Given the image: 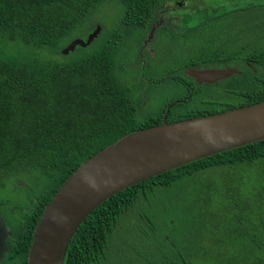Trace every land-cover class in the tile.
I'll return each instance as SVG.
<instances>
[{"label": "trees", "instance_id": "obj_1", "mask_svg": "<svg viewBox=\"0 0 264 264\" xmlns=\"http://www.w3.org/2000/svg\"><path fill=\"white\" fill-rule=\"evenodd\" d=\"M110 1L121 7L119 25L102 39L95 37L92 51L73 57L71 51L62 53L61 48L87 17ZM169 4L180 6L177 0H0V188L11 179L29 185L30 192L34 185L31 198L0 200V213L12 233L0 263L8 256L26 264L34 226L65 178L84 159L123 134L161 122L169 103L174 102L166 118L172 121L264 99V46L244 45L239 58L233 60L239 71L211 84H198L183 72L195 64L231 61V54L222 58L216 50L205 54L201 48H207L206 36L196 41L199 58L174 60L169 54L163 62L166 67L158 70L147 57L146 64L133 68L131 61L138 55L134 49L141 47L146 30L162 15L163 7L169 11ZM165 28L163 23L156 30ZM133 34L135 55L121 60ZM191 34L196 38L200 32ZM140 67L163 74L147 80V87L140 86L145 81L137 79ZM188 81H193L192 89ZM165 84L181 87L185 93L167 100L154 113L140 111L148 94ZM235 164H243L244 170L263 171L264 139L189 161L115 192L80 223L67 246L64 264H99L119 218L129 206L157 196L152 190L159 194L186 176ZM257 173L249 180L264 183V176ZM4 201L8 203L6 215L1 208ZM10 214L15 216L13 221ZM140 218L144 217L140 214ZM249 253L255 255L249 264L264 262V251ZM166 264L178 261L171 259Z\"/></svg>", "mask_w": 264, "mask_h": 264}, {"label": "rangeland", "instance_id": "obj_2", "mask_svg": "<svg viewBox=\"0 0 264 264\" xmlns=\"http://www.w3.org/2000/svg\"><path fill=\"white\" fill-rule=\"evenodd\" d=\"M181 4L185 5L169 9L173 25L165 28L162 39L154 45L158 55L151 63L158 70L166 67L163 63L167 61L166 54L174 60L199 58L196 41L201 36L209 39L207 48H201L205 54L210 55L212 50H216L220 58L224 54L232 55L228 62H208L212 66L234 67L237 62L233 60L239 58L244 45L264 46V0H182ZM120 12L117 2H104L87 17L74 38H86L89 29L99 24L103 31L97 37L102 39L105 32L119 25ZM136 31V35L140 34V30ZM193 32H200V35L193 38ZM135 37L134 34L128 37L121 60H131L138 51L134 49L133 53ZM94 46L92 42L85 46L77 45L70 54L79 56L92 51ZM58 56L61 58L62 54ZM153 73L140 67V77L145 80L140 82V86L147 87V80L163 74ZM137 91L138 87L134 93ZM184 93L181 87L165 84L148 94L147 104L140 111L154 113L161 104ZM243 168V164L215 167L186 176L171 190L162 188L159 194L158 190H152V195L156 193L157 196L129 206L119 218L109 238L106 256L99 264H166L171 259H176L178 264L251 263L250 257L255 255L249 252L264 251V183L254 184L249 179L257 172L264 176V170ZM31 186L30 192L29 185L22 186L20 181L11 179L0 188V200L31 198L34 185ZM169 192L173 195L170 196ZM6 205L8 203L4 201L1 207L5 215L8 213ZM140 214L144 218L141 219ZM10 219L13 221L15 216L10 214ZM0 264H19V260L6 256Z\"/></svg>", "mask_w": 264, "mask_h": 264}, {"label": "water", "instance_id": "obj_3", "mask_svg": "<svg viewBox=\"0 0 264 264\" xmlns=\"http://www.w3.org/2000/svg\"><path fill=\"white\" fill-rule=\"evenodd\" d=\"M100 32L101 25L97 24L86 38L70 40L62 52L90 44ZM238 71L225 66L190 67L185 72L196 82H214ZM173 103L167 106L161 122L123 134L84 159L65 178L34 226L27 264H63L67 246L80 223L115 192L189 161L264 139V99L168 121ZM11 235L0 213V259Z\"/></svg>", "mask_w": 264, "mask_h": 264}, {"label": "flooded vegetation", "instance_id": "obj_4", "mask_svg": "<svg viewBox=\"0 0 264 264\" xmlns=\"http://www.w3.org/2000/svg\"><path fill=\"white\" fill-rule=\"evenodd\" d=\"M182 1V0H181ZM181 1H178L177 0V3H181ZM172 6L171 7H169V9H171L173 6H178V5H173V4H171ZM185 4H181L180 6H184ZM179 6V7H180ZM161 12H162V15H160L159 16V18L156 20V21H154L152 24H151V26H150V28L149 29H147L146 30V32H145V36H143L142 38H141V47H139V49H138V51H137V53H138V55H137V57H136V61H131V66L133 67V68H135V67H137V66H139V64L140 65H144V64H146V59H147V57H149V60L152 62V60H155V59H157V53H156V51L154 50L155 48H154V45H158V43H159V40L160 39H162V33H163V29H161L160 31L158 30H156L157 29V27H160L163 23H165V25H166V27H169V26H172L173 25V21L172 20H170V17H169V13H170V10L168 11V12H165V7H163V9L161 10ZM176 16V15H175ZM153 28V29H152ZM166 55H169V54H166ZM166 59L168 58L167 56L165 57ZM141 62V63H140ZM134 63H136L135 65H133ZM226 65H224V66H212V65H206V64H195V65H193V66H187V68H190V67H199V68H211V67H214V68H221V67H225ZM235 68H236V66L235 65H233ZM186 68V69H187ZM186 69L185 70H183V72H185L186 71ZM180 71H181V69H180ZM185 74H186V72H185ZM187 75V74H186ZM188 77H190L194 82H196L195 80H194V78L193 77H191V76H189V75H187ZM226 78V77H225ZM137 79H140V73H138V75H137ZM221 79H223V78H221ZM220 80V79H219ZM193 81H188L187 82V84H188V87L189 88H191L192 89V82ZM216 81H218V80H216ZM216 81H214V82H216ZM203 82H205V81H202V82H196V83H198V84H201V83H203ZM214 82H207V83H214ZM169 104H171V103H169ZM168 104V105H169ZM170 109V108H169ZM165 113V112H164ZM168 114V113H167ZM164 115V114H163ZM166 120H167V118H166ZM176 120V119H175ZM6 223V222H5ZM7 225V224H6ZM7 226H9V225H7ZM9 237V236H8ZM7 237V238H8ZM7 240V239H6ZM29 248V247H28ZM7 250V249H6ZM6 252V251H5ZM5 254V253H4ZM4 254H3V256H2V258L4 257ZM27 254H28V249H27ZM1 258V259H2ZM0 259V260H1ZM26 264H27V255H26ZM63 264H64V260H63Z\"/></svg>", "mask_w": 264, "mask_h": 264}]
</instances>
